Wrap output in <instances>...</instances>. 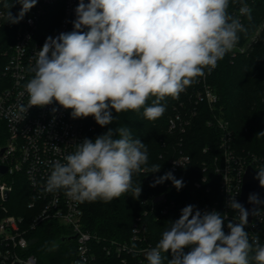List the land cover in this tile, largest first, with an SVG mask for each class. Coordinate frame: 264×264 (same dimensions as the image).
Returning <instances> with one entry per match:
<instances>
[{
	"label": "clouds",
	"instance_id": "1",
	"mask_svg": "<svg viewBox=\"0 0 264 264\" xmlns=\"http://www.w3.org/2000/svg\"><path fill=\"white\" fill-rule=\"evenodd\" d=\"M15 3L20 10L13 15ZM38 0L5 2L0 12L6 23L18 24ZM230 0H78L73 30L49 36L36 57L34 75L25 84L27 113L31 107L53 102L71 110L72 119L94 118L105 127L114 113L139 111L148 120L161 117L165 98L180 93L213 71L231 52L245 31L229 14ZM243 5L242 15L250 16ZM154 97L150 106H145ZM56 109H53L55 111ZM257 135L264 136V132ZM148 149L127 126L108 128L94 140L75 143L64 162L53 163L46 180L49 192L63 189L80 203H110L131 192L137 199L141 183L133 175L154 174L160 165H148ZM264 187V166L256 170ZM171 181L179 191L185 183L172 171L153 180L151 187ZM249 202L259 204L256 194ZM227 207L239 212L238 222L215 210L195 205L181 209L154 247L144 253L147 264H264V244L246 231L249 212L234 197ZM185 249H189L185 252ZM167 254V255H162ZM169 256L171 258H169Z\"/></svg>",
	"mask_w": 264,
	"mask_h": 264
},
{
	"label": "trees",
	"instance_id": "2",
	"mask_svg": "<svg viewBox=\"0 0 264 264\" xmlns=\"http://www.w3.org/2000/svg\"><path fill=\"white\" fill-rule=\"evenodd\" d=\"M5 2L11 3L12 0H0V12L6 11L3 8ZM243 5L251 10L250 16L240 13ZM63 7V1L48 6L43 19L45 32L51 33L56 29ZM19 10L20 5L15 3L11 9L13 15ZM228 12L239 18L245 31L239 33V41L235 48L218 62L213 71L207 73L205 70V76L197 78L195 83L180 93L179 98L186 99L202 88L205 79L219 97L215 108H211L207 101L197 104L196 99L190 101V106H197V112L191 117L185 131L168 130L169 119L175 113V106L179 104L177 98L171 97L161 101L166 111L155 120L146 119L143 108L139 111L114 113L113 123L105 127L99 126L94 118L89 117L85 138L94 140L110 127L127 126L134 137L146 144L148 165L161 166L158 173L133 175L134 186L141 183L142 187L138 199L129 192L110 203L101 200L81 203L84 227L100 238L92 241L99 264H140L141 256L137 252L127 250L121 255L108 254L106 246L114 240L126 242L133 248L147 245H151L152 248L162 233L170 227V221L179 218L182 208L195 205L202 211L207 204L221 198L215 158L222 154L220 147L222 129L216 124V118L229 121L237 152H251L264 157V136L257 135L264 132V26L256 35L255 42L240 50L250 37L255 36L253 34L264 21V0H230ZM25 17L18 24L6 23L0 17V85L1 82L6 83L8 80L4 76L8 52ZM153 99L155 98L149 97L145 106H150ZM180 153L188 154L191 158L186 166L173 172L177 179H183L185 186L177 191L171 181H165L161 185L151 187L156 177L168 171L170 160ZM197 182L201 185L198 186ZM23 187V185L16 187L10 203L13 213H28L27 191L26 187ZM161 194H164L168 201L175 202V206L166 213L160 209L161 202L154 201ZM135 223L142 229L141 239L137 240L133 239ZM246 231L251 238L250 231L247 229ZM255 231L264 239V220ZM70 235L71 230L59 221H43L30 232L29 251L37 255L39 264H69L76 256V240L62 241L61 238ZM141 264H147L146 259ZM164 264H167V260Z\"/></svg>",
	"mask_w": 264,
	"mask_h": 264
},
{
	"label": "built area",
	"instance_id": "3",
	"mask_svg": "<svg viewBox=\"0 0 264 264\" xmlns=\"http://www.w3.org/2000/svg\"><path fill=\"white\" fill-rule=\"evenodd\" d=\"M60 1L64 6L62 16L56 29L47 33L43 26L47 8ZM77 4L78 0H38L18 29L8 52L4 67V76L8 80L0 85V264H39L37 255L29 251V235L31 230L46 220L59 221L75 235L76 256L69 264H99L92 241L100 238L84 227L82 204L67 197L63 189L49 192L45 187L53 163H63L64 157L75 150V143L85 139L89 117L72 119L71 110H65L55 102L42 108L31 107L27 113L19 112V107L28 103L24 86L34 75L33 68L40 48L47 37L73 30ZM177 99L179 104L169 119L170 132L185 131L190 124L191 117L197 112V106H190V101L196 99V104L207 101L211 108H215L219 101L205 79L200 90L186 99ZM216 124L222 129V154L215 158L221 198L207 204L202 211L215 210L225 214L224 231L227 233V221L238 222L239 219V212L227 207L228 201L234 197L240 203L247 167L251 165L258 170L264 166V157L251 152H237L229 121L216 118ZM190 160L188 154L180 153L170 160L168 171L175 172ZM4 166L6 171L2 170ZM196 184L201 185L200 182ZM20 185L26 187L28 213L11 211L10 203L16 187ZM259 200L261 203L257 204L252 219L246 225L251 237L258 235L255 229L264 220V187H261ZM159 202L163 213L175 206V202L168 201L165 196ZM133 233L134 240L141 239L142 229L138 223H135ZM259 238L260 243L264 244V239ZM149 249V246L133 248L126 242L114 240L106 246L108 254L121 255L127 250L137 252L141 256L140 264L145 260L144 252ZM188 250L185 249V252Z\"/></svg>",
	"mask_w": 264,
	"mask_h": 264
},
{
	"label": "water",
	"instance_id": "4",
	"mask_svg": "<svg viewBox=\"0 0 264 264\" xmlns=\"http://www.w3.org/2000/svg\"><path fill=\"white\" fill-rule=\"evenodd\" d=\"M2 170L6 171L7 168L4 166V167H2ZM256 170L257 169H255L253 166L249 165L246 169L245 174H244L243 191H242L240 203L249 212L248 221H250L252 219L254 210L257 206V204L249 202V196H250V194H256L258 196V199H259V194H260V190H261V186L259 184V181L257 179H255L256 174H257ZM163 197H164V194H161V195L157 196L154 201L157 203L160 200H162ZM74 238H75V235L63 236L61 238V240L65 241V240H70V239H74ZM143 257L145 258L144 254H143ZM15 264H19V262H16Z\"/></svg>",
	"mask_w": 264,
	"mask_h": 264
},
{
	"label": "rangeland",
	"instance_id": "5",
	"mask_svg": "<svg viewBox=\"0 0 264 264\" xmlns=\"http://www.w3.org/2000/svg\"><path fill=\"white\" fill-rule=\"evenodd\" d=\"M263 26H264V21H263V23L259 26V28L256 30V32L253 34V35H255V36H253V37H250L249 39H248V41L246 42V43H244L242 46H241V48H243V49H245V48H247V47H249L250 46V44L253 42H255V37H256V35H258L259 33H260V31H261V29L263 28ZM147 246H149L150 248H151V245H147Z\"/></svg>",
	"mask_w": 264,
	"mask_h": 264
}]
</instances>
